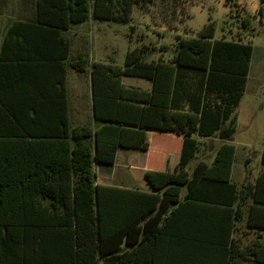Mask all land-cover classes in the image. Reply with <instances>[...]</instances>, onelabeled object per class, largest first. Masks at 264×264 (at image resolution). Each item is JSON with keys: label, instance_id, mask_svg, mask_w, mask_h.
Returning <instances> with one entry per match:
<instances>
[{"label": "trees", "instance_id": "obj_1", "mask_svg": "<svg viewBox=\"0 0 264 264\" xmlns=\"http://www.w3.org/2000/svg\"><path fill=\"white\" fill-rule=\"evenodd\" d=\"M34 1L36 18L12 23L0 59V264H157L159 240L186 208L213 224L214 242L229 240L244 190L231 181L229 142L252 45L213 40L212 24L198 37H177L169 61H144L142 47L128 51L123 66L85 57L68 63L66 32L90 19L129 23L136 6L155 0ZM241 24L248 29L251 21ZM67 65L89 73L92 116L85 125L69 121ZM123 78L148 80L151 91L126 87ZM148 130L179 137L177 151L152 155V191L98 184L96 165H114L119 148L150 150ZM215 136L224 143L212 163L191 167L201 139ZM170 159L177 163L167 173ZM261 164L255 186L245 187L253 197L249 223L252 210L264 207V152Z\"/></svg>", "mask_w": 264, "mask_h": 264}, {"label": "rangeland", "instance_id": "obj_2", "mask_svg": "<svg viewBox=\"0 0 264 264\" xmlns=\"http://www.w3.org/2000/svg\"><path fill=\"white\" fill-rule=\"evenodd\" d=\"M224 1L155 0L147 7L136 6L129 23H109L90 19L87 23L73 28L69 34L72 45L70 60L74 61L79 57L89 58L91 62L112 60L119 66H123L128 51L141 49L144 46L148 47V54L143 58L144 61H158L161 58L170 60L175 54L174 46L177 36L198 37L205 26L212 24L215 27L216 39L226 38L235 41L243 39V42L252 45L254 51L250 62L247 91L235 111L238 124L234 136L237 153L233 180L236 182L240 174L255 176L262 167L260 155L261 147L264 148V4H261L260 0H238V8L230 11L224 5ZM0 4L5 17V20L0 21V37L2 28L9 19L29 16L34 8V3L30 0H0ZM260 7L263 10L260 11ZM245 18L251 21L248 29H244L241 24ZM160 47H166L167 51H159ZM75 73L77 72L74 71L70 77V82L73 87H81L82 97L88 103L91 95L90 77L88 74L77 76ZM123 83L145 89H148L149 85L148 80L139 78H123ZM245 112L253 116L248 117ZM74 122L77 120L74 119ZM153 135L155 134L149 135L150 140L153 139ZM156 140L155 138L154 142L152 141L153 147L156 145ZM157 144L165 146L168 152L173 149L177 151L179 148V141L175 137L168 136ZM136 155L140 159L138 162L145 163L147 167L148 153L137 152ZM208 155V151L200 153L205 160H210ZM248 157L251 158V163H247ZM155 158V156L151 157L150 161L153 162ZM118 163L121 164V154H119ZM176 163L175 160L170 159L165 171L167 173L174 171ZM193 164L192 162L190 166L192 167ZM103 169L108 167H97L99 175ZM146 170H144L145 173L130 171L132 178L123 186L148 191Z\"/></svg>", "mask_w": 264, "mask_h": 264}, {"label": "crops", "instance_id": "obj_3", "mask_svg": "<svg viewBox=\"0 0 264 264\" xmlns=\"http://www.w3.org/2000/svg\"><path fill=\"white\" fill-rule=\"evenodd\" d=\"M30 1L34 3L33 4L34 8L31 15L29 16L24 15L18 19H9L2 28V32H1L2 34L0 37V59H1L3 44L7 36V31L9 27L12 25V23L17 21H34V19L36 18V3L34 0H30ZM0 16H1L0 21L5 20L4 14L2 13L1 10V4H0ZM103 22L116 23L111 21H103ZM72 30L73 29L66 32V36L69 42L71 41L69 34ZM177 37H176V45L174 46L175 49L174 51L177 50V46H178ZM215 37L216 36L214 34L213 40H220V39H216ZM241 40L243 41V39ZM12 50L16 51L17 49L15 50L12 49ZM71 50H72V45L70 43V55L72 53ZM159 51H167V50L166 47H160ZM100 52H105V51H100ZM71 61L72 60H70V56H69L68 63ZM164 61H169V59ZM97 62L118 65L112 60H109L107 62L102 60L101 61L97 60ZM66 67H67L66 70L67 75H66V83H65V90H66L65 97L68 105L69 121L71 126L73 127L77 125H85L90 121V116H92V97L90 95V100L88 101V103L86 100L83 99L82 97L83 93L82 90L80 89L81 87L79 86L73 87L72 83L70 82V77L72 76V74H74L73 69L69 67V65H67ZM75 74L78 76V74L86 75L87 73L86 74L75 73ZM122 84L126 87L136 88L144 91H151L152 88V83L150 81H149L148 89L142 88L137 85H128V84L126 85L123 83V79H122ZM246 91H247V85H246L245 93ZM245 115H247L248 117L253 116V114L251 113L249 114L248 112H245ZM235 116L237 120L236 122V126H237L238 116L236 114ZM74 119H76L77 122H74ZM151 133L155 134L152 137H156V136L161 137L156 140V145L154 147L152 146V141L154 142V138L151 140L149 138V135ZM168 136L171 138L175 137L176 139H179V137H177L173 133H161L156 130H148V138L149 141L151 142V146L148 152H143L145 154L148 153V170L150 168L149 165L150 159L154 153L155 154L157 153L156 155L162 158H164L168 154V149L165 146L163 145L158 146L157 144L159 141L161 142L164 141L163 138ZM223 143L224 142L220 140L218 136H215L214 138L211 139H201L199 151L196 155V158L192 161L194 163L192 167H194L198 162H205L211 164L215 157V151ZM229 143L235 146V156L232 166L231 181L232 183L236 184L238 187L244 188L242 192V202L239 208L240 214L239 217L234 221V225L230 230L229 240H225L224 242L222 240H217L214 242L212 239L215 240L217 239V237L213 238V235L216 234V231H214L213 224L202 223L200 219L201 213L198 210L195 211L189 208L181 209L179 211V214L176 215L171 225V229H173L172 233L168 236L161 237V239L159 240L161 248H160L159 256L156 257L157 264H264V207L258 205L256 208L252 210L253 221L249 223V208L253 204V197H252V193H250V191H248V189L246 190L245 188V187H251L252 189L255 186L256 179L259 176V174L262 172L263 168L261 167V171L255 176L252 175L246 176L245 173H242L240 174L238 180L235 182L233 180V169L236 161L237 147L234 144V137H233V141ZM261 148L263 153L264 148L263 147ZM203 151L209 152L208 156L210 160H205L202 156H200V153ZM137 152H142V151L131 148H119L114 165L112 166L96 165L95 170L97 173L98 184L126 188L123 185L128 183L132 178L130 175V171L132 172L140 171L145 173L144 170L147 169V167L145 163L142 164L141 162H138V160L140 159L138 158V155H136ZM119 154H121L120 165L118 163ZM260 156H262V154ZM251 162H252L251 158L248 157L247 163H251ZM98 166L100 168H102L103 166H107L108 169H103V171L101 170L100 171L101 173L99 175L97 171ZM151 191H152V187L148 180V192ZM185 194L186 191H183L182 196Z\"/></svg>", "mask_w": 264, "mask_h": 264}]
</instances>
